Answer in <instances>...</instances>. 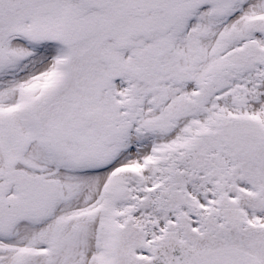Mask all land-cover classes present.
I'll return each instance as SVG.
<instances>
[{
  "label": "snow or ice",
  "instance_id": "obj_1",
  "mask_svg": "<svg viewBox=\"0 0 264 264\" xmlns=\"http://www.w3.org/2000/svg\"><path fill=\"white\" fill-rule=\"evenodd\" d=\"M0 264H264V0H0Z\"/></svg>",
  "mask_w": 264,
  "mask_h": 264
}]
</instances>
